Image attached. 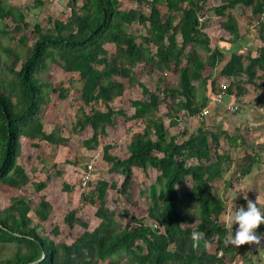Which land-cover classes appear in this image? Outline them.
I'll use <instances>...</instances> for the list:
<instances>
[{
    "label": "trees",
    "instance_id": "16d2710c",
    "mask_svg": "<svg viewBox=\"0 0 264 264\" xmlns=\"http://www.w3.org/2000/svg\"><path fill=\"white\" fill-rule=\"evenodd\" d=\"M131 1L139 8H124L121 0H66L68 18L48 17L44 25L38 19L34 23L27 20L30 8L25 1L0 0L1 184L20 190L30 182L17 163L22 137L36 148L42 142L52 146L69 142L59 129L47 131L39 116L42 103H49L52 93L64 100L75 85L71 80L69 86L58 88L44 80L54 66L79 75L77 118L81 131L92 130L84 147L96 149L119 116L142 126L141 132L132 134L123 158L110 154L112 144L103 146V161L121 179L87 182L81 199L97 207L100 222L95 229L89 230V224L73 210L66 221L84 231L70 244L55 242L39 230L48 221L52 204L44 198L35 202L14 197L0 209V264H233L238 258L237 248L223 242L227 231L223 217L227 206H247V200L240 197L231 202L229 191L257 168L264 152V147L249 138L251 126L245 116L249 113L245 105L253 103L245 100L249 89L256 91L258 79H264V45L256 54H243L245 38L238 16L250 11V23L264 39V0H214L218 2L215 6H209V0ZM34 3L40 8L47 0ZM203 16L208 18L200 24ZM7 21L14 25L10 30ZM136 23L146 34L130 32ZM216 24L231 36L229 41L207 34ZM15 40L17 47L12 46ZM107 44L115 47L112 57ZM139 65L146 74L159 73L160 83H166L167 74L174 72L176 86L152 91L137 78ZM209 67L213 71L206 74ZM221 77L227 83L226 95L238 104L232 114L240 123L232 135L228 128L217 133L212 125ZM127 85L139 87L142 94L130 101L134 109L130 117L111 106L123 98ZM163 105L166 112L159 114ZM218 106L228 111L223 104ZM206 108L209 115L193 128V117ZM165 118L169 127L184 126L180 136L169 134ZM135 169L145 174L151 169L159 172L155 182L140 191L148 200L142 219L127 206L120 211L107 206L110 189L127 205L138 206L133 190ZM187 182L190 187L184 186ZM33 185L38 192L46 188L44 182ZM63 191L70 192L72 187L65 184ZM32 212L40 224H35ZM193 231L202 235L198 246H194ZM260 232L264 233V224ZM54 233H59L57 227ZM43 254L44 260L38 263ZM248 261L253 264L245 257L244 262Z\"/></svg>",
    "mask_w": 264,
    "mask_h": 264
},
{
    "label": "rangeland",
    "instance_id": "374dc122",
    "mask_svg": "<svg viewBox=\"0 0 264 264\" xmlns=\"http://www.w3.org/2000/svg\"><path fill=\"white\" fill-rule=\"evenodd\" d=\"M17 0H9V2H16ZM21 1V0H20ZM27 3L29 10V15L27 20L34 23L36 19L45 25L46 19L48 17H57L66 20L70 14V11L66 7V0H47V4L42 7H35L34 0H22ZM124 8H139L138 4L132 2L131 0H121ZM80 4V3H79ZM218 2L214 0H209V6H215ZM10 30L14 25H11L9 21ZM130 32L139 35L140 33L146 34L145 28L141 27L137 23L132 25ZM32 27L27 31V36L32 38ZM19 36V35H18ZM5 42V38L1 39ZM32 44V40L29 45ZM18 41L12 42L13 47H17ZM106 48L109 52V57H112L115 53V47L112 44H107ZM202 58H204V52H200ZM20 67V66H19ZM210 69H206L205 73L208 74ZM137 78L145 83L152 91L160 92L165 86L175 87L177 83V74L174 72L168 73L166 77V83H160V74L154 73L152 75L143 72V65H139L135 69ZM44 80H49L56 87L62 88L63 86H69V82L72 80L75 85L70 86L68 96L66 99H60L58 93L51 94V101L49 103H42L40 108L39 116L43 120L45 128L47 131H52L54 129H59L63 137L68 138L69 142L67 145L52 146L46 142H42L40 147L36 148L32 144V141L21 138V151L17 159V163L22 166L29 177V184L22 189H13L0 183V209H4L9 206L14 197L25 196L32 199L35 202L41 201L44 198L46 201L50 202L53 206V211L47 222L43 223V227L39 230L41 234L49 236L55 242H66L68 244L72 243L76 237H78L84 229L78 224H69L66 221L69 212L77 210V216L85 220L89 224V230L95 229L100 220L96 216L95 206H90L84 203L81 196L84 192H87V186L83 185V177L85 173H88L87 166L93 161V169L89 174L90 181L97 182L99 179H105L112 182L116 178L119 180L121 177L117 176L110 168V165L103 161V146L106 144H112L114 147L110 150V154L123 158L126 154V146L131 140V136L135 132H141L142 126L138 124L136 120H128L125 117L116 118V126L108 129L107 136L100 138L99 146L96 149H87L83 146V141L92 136L91 128L85 130H80V124L77 118V111L81 106V98L79 91L75 88L78 85L79 75L78 73H64L59 67L54 66L52 71L43 76ZM127 81H125L126 83ZM221 84V83H220ZM223 84H227L223 82ZM253 95V93H251ZM141 89L139 87L129 88L126 87L125 94L122 99H117L111 104L115 110H123L127 117H130L134 113V109L130 105V101L134 98H141ZM256 97L252 101L255 105ZM238 105V104H237ZM101 110H105L104 105H98ZM87 112L90 111L89 108L85 109ZM165 106H160L159 114L165 113ZM219 117L227 120L229 117L228 125L230 122L237 123L239 125L240 119L237 118L231 112L226 109L221 108L217 116V122ZM194 124L193 128H196L195 122H200L193 117ZM213 123L216 121L213 119ZM165 125L168 128L170 135H181L184 126L169 127L170 121L165 118ZM254 121V120H253ZM219 123V122H218ZM227 125V126H228ZM226 126V128H227ZM228 126V128H229ZM228 133L230 135L236 134L237 127L230 126ZM223 127L217 126L216 130L219 133ZM215 130V131H216ZM249 138L257 143L258 135L256 131L253 135H249ZM258 144V143H257ZM241 154V150L235 151L234 153ZM57 172H60L57 174ZM135 174V186L134 194L136 200L138 201L137 207H131L122 201L118 193L114 190H109L107 194V206L110 209H115L120 211L124 206L132 209L133 214L138 218H145L146 204L148 200L146 197L140 196L141 190H146L151 184L155 182L156 176L159 174L158 171L151 169L146 174L139 170H134ZM229 177V175H228ZM44 182L46 188L38 192L34 183ZM69 184L72 187V191H63V186ZM262 184V185H261ZM190 183L187 182L184 186L190 187ZM264 152L260 154V163L257 168L254 169L252 173L241 178L240 181L235 183L234 190L230 191L231 196L230 201L233 199L237 201V198H244L243 193L237 195L241 187L248 190V196L252 199H256L257 195L260 194V203L263 206L264 201ZM222 181L217 186L221 189ZM181 191V187H179ZM245 199V198H244ZM236 205V204H235ZM229 207L227 206V209ZM32 219L35 224H40L37 217L32 212ZM148 221H145L147 223ZM58 228L59 233L55 234L54 229ZM254 243V242H252ZM248 248L246 247V250Z\"/></svg>",
    "mask_w": 264,
    "mask_h": 264
},
{
    "label": "crops",
    "instance_id": "0c3cea01",
    "mask_svg": "<svg viewBox=\"0 0 264 264\" xmlns=\"http://www.w3.org/2000/svg\"><path fill=\"white\" fill-rule=\"evenodd\" d=\"M249 15H250V11H248L245 15L238 16V21L240 23V29L243 34V37L245 38V40H243L242 42V47L244 48L243 54L246 53L247 51L253 54H256L258 52L259 46L264 45V39L261 40V37L258 36L257 28L255 27L254 23H250L251 19ZM206 32L211 38L222 37L226 41H229L231 39V36L227 32L221 30L218 24L214 25L213 28L207 29ZM262 38H264V35H262ZM212 46H215V42L214 44H212ZM228 47L233 48L235 47V44H230V46ZM207 69H210L209 73L213 71L210 67ZM220 79H221L220 80L221 83L226 82L224 78L221 77ZM257 84H258V88L256 89V91L249 89V93L245 97V100L247 103L248 102L252 103V101L256 97L255 105L253 104L245 105L246 110H248L249 112L245 116L249 119V122H250L249 123L251 126L250 135H253V133L256 131V134L258 135V140H257V143L259 144L258 146L264 147V79L263 80L258 79ZM251 93H253V95H251ZM221 108L222 107L217 105L213 109L212 119H215L216 117V121L213 123L214 131L216 130L217 126L223 127V129H225L226 126L228 125V122L226 121L229 120V117L227 120H224L223 118L219 117V120H218L219 123L217 122V116ZM241 121H243V119ZM229 124L230 126H234V127L239 126L237 125V123H234V122H230ZM230 126L229 128H231ZM260 188H264V186H260ZM231 191H235V190L233 189ZM230 193L231 192L229 191V194ZM263 204H264V201H263ZM223 219L225 220V217H223ZM246 247L248 248L247 250H246ZM236 248L238 250V258L233 264H249L250 261H248V263L244 262L245 257L249 258V260L251 259V263L253 262V264H264V239L261 240L259 245L251 242V243H245Z\"/></svg>",
    "mask_w": 264,
    "mask_h": 264
},
{
    "label": "clouds",
    "instance_id": "9594fccd",
    "mask_svg": "<svg viewBox=\"0 0 264 264\" xmlns=\"http://www.w3.org/2000/svg\"><path fill=\"white\" fill-rule=\"evenodd\" d=\"M248 190L241 187L237 195L243 193L244 198L247 200V206H241L235 209L229 207L225 216V227L227 229L223 242L225 245L238 247L245 243L254 242L259 245L264 239V233L260 232L261 224H264V206L261 205L260 194L256 199L248 196ZM234 225L235 230H234ZM192 240L194 246H198L202 239L201 233L197 231L192 232Z\"/></svg>",
    "mask_w": 264,
    "mask_h": 264
},
{
    "label": "built area",
    "instance_id": "2783aa9c",
    "mask_svg": "<svg viewBox=\"0 0 264 264\" xmlns=\"http://www.w3.org/2000/svg\"><path fill=\"white\" fill-rule=\"evenodd\" d=\"M263 16H264V13L262 14V17ZM207 18H208L207 16L200 17L199 18V23L202 24ZM226 87H227L226 84H223V83L220 84L219 91L217 92V94H216V96L214 98V103L216 105L223 104L224 98H225V96H227L226 93H225ZM231 103H232V101H231ZM231 103L228 106H226V107L228 108V112L234 113L237 110L238 105H237V103H232V104ZM209 113H210L209 109L206 108L201 113L196 115L195 119H197V120H199L201 122V121H203L205 119L206 116L209 115ZM93 164H94V162L91 161L88 164V166H87L88 173H85V176L83 177V185L84 186L90 180L89 174H90L91 170L93 169ZM219 256H221V253L219 254Z\"/></svg>",
    "mask_w": 264,
    "mask_h": 264
},
{
    "label": "water",
    "instance_id": "95a60500",
    "mask_svg": "<svg viewBox=\"0 0 264 264\" xmlns=\"http://www.w3.org/2000/svg\"><path fill=\"white\" fill-rule=\"evenodd\" d=\"M231 103V97L225 96L223 105L228 106ZM45 258V254L42 255V258L38 261V263H41Z\"/></svg>",
    "mask_w": 264,
    "mask_h": 264
}]
</instances>
